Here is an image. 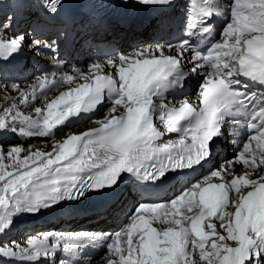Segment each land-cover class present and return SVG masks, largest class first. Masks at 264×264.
Listing matches in <instances>:
<instances>
[{
  "label": "snow or ice",
  "instance_id": "snow-or-ice-1",
  "mask_svg": "<svg viewBox=\"0 0 264 264\" xmlns=\"http://www.w3.org/2000/svg\"><path fill=\"white\" fill-rule=\"evenodd\" d=\"M63 2L41 0L51 14ZM137 2L165 6L172 0ZM212 4L213 0H192L186 36L193 35V30L211 17ZM24 6L25 0H13L11 5L0 0V7L10 9L12 16H19ZM229 8L230 19L220 36L229 39V51L223 54L233 56L238 67L225 62L223 71L219 63L210 67L204 64L200 68L205 59H213V54L201 55L196 51L189 55L193 50L187 40L142 47L92 62L87 74L72 67V74L60 76L69 89L50 100L45 97L44 106L35 109L37 119L23 115L15 103L16 99L26 101L29 91L19 83L0 79L3 99L13 101L0 115V134L11 132L32 137L28 129L40 127L43 129L40 135L49 136L69 115L94 110L103 102L105 94L111 98L103 118L93 120L97 124L95 129L81 137H66L64 142L55 145V154H41L44 163H21L32 159V155L27 158L21 155L26 147L0 145V264H38L41 259H51L59 250L79 251L100 235L38 232L24 236L23 242L9 239L14 217L21 213L37 215L63 201L78 200L86 191L112 189L123 173L145 182L162 183L169 178V173L192 177L206 166L214 155L212 142L222 134L225 117L234 114L231 111L234 105L244 107L245 104L241 93L230 89L233 82L238 83L234 78L243 76L264 85V56L252 52L264 46V37L247 41L245 48L240 49L239 44L231 45L234 33L229 27L245 15L250 20H264V0H231ZM241 8L246 11L241 12ZM12 16L0 26L2 60L13 58L25 43L23 35L10 33ZM95 23L94 18H89L81 30L88 31ZM37 30L49 29H34ZM58 31L63 39L66 31ZM203 32L210 33V29L204 27ZM29 47L37 54L45 49L56 53L59 45L57 40L33 36ZM216 48L221 45L217 44ZM186 63L191 68L182 73ZM205 67L206 78L198 92L199 105H190L187 99L179 101L178 106L165 103L170 101L165 98L168 89ZM174 74L176 78L170 81ZM42 77L31 86L33 99L37 88L43 90L47 86ZM12 92L17 96L10 95ZM157 107L159 125L154 124ZM257 117L259 123L248 125L252 134L233 159L196 178L167 202L140 203L134 207L126 224L110 236L104 235L107 252L97 264L101 261L103 264H155L150 252H155L164 264H264V223L249 217L245 225L247 212L242 207L255 196L257 188L264 187V110L252 119ZM182 121L188 125L182 127ZM173 133L178 134L177 138L164 139ZM253 141L257 142L259 151L252 147ZM237 165L241 168L239 172ZM217 181L222 184L218 185ZM233 195L239 197V202L233 201ZM229 205L239 211L227 212Z\"/></svg>",
  "mask_w": 264,
  "mask_h": 264
},
{
  "label": "bare ground",
  "instance_id": "bare-ground-1",
  "mask_svg": "<svg viewBox=\"0 0 264 264\" xmlns=\"http://www.w3.org/2000/svg\"><path fill=\"white\" fill-rule=\"evenodd\" d=\"M79 2H80V0H64L63 4L59 8L60 9L66 8L69 5L78 4ZM238 2H240V0H238ZM2 3L11 5L13 3V0H2ZM30 7L33 8V11L35 14L32 22H31L30 29H38V28H40V27H42L48 23L47 15L49 14V12L44 7V5L41 3V0H25L24 9L22 10V12L20 14L23 16L24 12L26 10L29 11L31 9ZM242 10H243V12L246 11L245 9H242ZM1 11L2 12L10 11V9H5L3 7H0V13H1ZM18 18H19V16H17V19ZM237 19H239L240 22L242 20L245 21V19H247L248 23H250V24L252 23V21H258L259 22L257 27H253L251 29L252 31L244 29L243 26H239L240 33L243 34L242 37L248 36L249 34H252V33L255 35H261L264 32V20H259V19L250 20L249 16H247V15L243 16L242 19L241 18H237ZM74 29L77 30V27H75ZM18 31H19V27H18V29L15 30L14 33H11V31H10V33L12 36H17V35L23 34V33H18ZM100 34H104V33L100 30L98 32L91 33L93 40L95 39V41H98ZM30 35H31V37H30ZM148 35H149L148 31L144 30L142 36L146 39V41H148ZM23 36L25 37V40L28 39V37L32 39L33 38L32 36H35V38H37V39H41L42 33H41V31L36 32L33 30V32H31L29 34V36H27V37L25 35H23ZM230 40H231V45L239 44V48L243 49V45H241V40L240 39L238 40L237 37L234 36V34L231 36ZM129 41H130V39H129V37H127L126 40L124 41V42H126L124 45V48L129 43ZM225 42H229V39H226ZM111 43H113V41ZM80 44L81 43H79V42L75 43V46H76L75 50L77 48L81 49ZM115 44H117V43H115ZM228 46H229V44H227V46L223 49V51H221V53L213 54V61L216 63H219L221 66L225 62H227L230 66L234 67V62H235L234 57L231 55H224L223 54V53L229 51ZM139 48L140 47H137L136 49H139ZM33 51H36V50L33 49ZM42 51H44V50H42ZM116 51H117V49L112 50V52L110 53V56L107 57L106 59H108L110 57L117 56L118 53ZM119 55H121V54H119ZM217 57H218V59H217ZM32 59L33 60L31 62L35 63L36 70L38 69L41 72V75L39 76V78L42 76H45V77H42V79L47 82V86L43 90H40L39 88H37V91L35 93L36 99H33L30 89H31L32 85L37 83V81L36 82L33 81L30 84V86H21L20 85L23 89L29 91V97L26 101H21L20 99H16L15 103L19 106L20 111H21L22 110L21 108L24 109L27 105L28 106L32 105V103L35 100L40 99L41 103L39 105L37 103V106L33 107V109H31L29 112L27 111V112L23 113L21 111L23 115L30 116L33 119H37L35 109L38 107L44 106V103L46 102V100L44 99L45 97L50 100L51 98L58 96L61 92L69 89L70 86L67 84H64L63 81L60 79L61 75L72 74V67H77L82 72L87 74L90 63L95 62V60H92L91 62L86 64L83 60H81V58H79L80 63L74 64L73 62H71V60L66 61V60L52 59V61H51L52 64H48V63H45L43 61V59L38 60V61H36V59H34L33 57H32ZM2 61L3 60L0 59V79H2L4 81H11L13 78V74H11V72H9L8 70H5L1 67ZM83 64H84V66H83ZM56 65L62 66V68H64V70L63 71L62 70L61 71L53 70L52 67L56 66ZM188 66L191 67V65H188ZM52 73H56V75L53 76ZM73 75H75V73H73ZM37 80H38V78H37ZM51 80H53L54 82L51 83ZM78 82L79 81H77V83ZM80 83H84V81L81 80ZM192 86H193V79H190L189 83H188L190 93H192V91H191ZM12 93L14 94V97L17 96V94L15 92H12ZM12 103H13V101H11V100L5 101L3 99V93L0 92V115H3V109L10 107L12 105ZM105 112L106 111L96 114V116L91 118L92 120L90 119V123L88 125L82 126L81 128H79L80 126H75L74 129L76 131L74 129L72 131L74 133V135L71 136L72 135L71 134V135H68V137H81L90 129H95L97 127V124L94 123L93 120L94 119H102ZM74 116L75 115H69V117L66 119L65 122L71 121L74 118ZM25 127H27V126H25ZM78 129H80V130H78ZM28 130L33 133L32 137H25V136H21L19 134L4 132V133L0 134V143L1 142L3 143V141L4 142L5 141H13L15 143L17 141H22L23 143H29V145H30L29 147H31V145H32L31 150L28 153H26L24 155L21 154V155L25 158L32 155V159L27 160V161L21 160V163L27 162L30 164H35L37 161H39L40 163H44L45 161H44L41 154H44V155H47L49 153L55 154L57 152V148L55 147V145L62 143V142H60V143H56L55 145L53 144V147H51V148L47 147L48 144L46 145V142H49L50 140L54 141L56 139L57 136L53 137V135H55L54 132L56 131V127L54 128L53 133L50 134L49 136L40 135V133L43 131V129L40 127H33L31 129H28ZM16 137H18V139L20 138V140H17ZM13 142H11V144ZM5 143L7 144V142H5ZM81 146H82V144H81ZM36 150H39V151H36ZM33 154H35V155H33ZM236 170L238 172L241 171V169L240 170L236 169ZM192 182H194V181H192ZM232 199L235 202H239L238 196L233 195ZM163 201H166V200H163ZM61 203L57 204L53 208H50L47 210H42L41 213H39L37 215H28V214L21 213L20 215H17L16 217H14L13 226H15L16 224L18 225V224L22 223L23 221L17 223V221L22 219V218L28 219L31 217V219H29V221H27V223H29V222L35 223L38 220H44L46 218H52L53 216L57 217V214L60 213V210L62 209ZM157 203H161L160 200L157 201ZM123 207H125V204L122 203L120 205V207H118L116 209V211L109 212V213H107V216H104V217H100V216L94 217V218H92V220H89V223H85V221L88 220L87 218H85L82 223L77 222V221H72V222H76V223L71 224V226L65 227L64 225H61L59 221H55V223H53L54 224V226L52 227L53 229L50 228L52 230H50L47 227H43V228H40L41 231H36V233H38V232L68 233L67 230L69 227L76 226L77 227L76 231L100 234L95 241H92L89 243L90 248H86V246H84L81 250L76 251V253H74L72 255L63 254V261H64V262L62 261L63 264H93V261H95V259H97V257L99 255H102V254L104 255L107 252V248H106V246H104V248L102 250H99L100 252L98 254L95 253V251L98 250V245L100 243H103L105 245L106 241L104 239V235L108 234L110 236L111 234L108 231L115 226L116 223L114 224V222H116V221L118 222L121 218L126 217V212H125V210L122 209ZM242 207H245L246 212H247V216L244 218V224L245 225L247 224L249 217H255V219L257 221L264 223V204L257 205V206H251V205L246 203V205H242ZM226 211L229 213H235V212H238L239 209H234L233 207H231L229 205L226 208ZM72 222H70V223H72ZM25 223H26V220H25L24 224ZM154 226L157 228L161 227L160 225H155V224H154ZM12 229H13V227H12ZM12 229H11V231H12ZM17 231H19V230H17ZM20 231H22V230H20ZM12 232H14V230ZM16 232H14V233H16ZM36 233H34V234H36ZM158 251H159V249H158ZM90 252H92L91 255H90ZM149 254L152 256L153 260L155 261V264H164V261L160 260V258L155 255V252H150Z\"/></svg>",
  "mask_w": 264,
  "mask_h": 264
},
{
  "label": "rangeland",
  "instance_id": "rangeland-1",
  "mask_svg": "<svg viewBox=\"0 0 264 264\" xmlns=\"http://www.w3.org/2000/svg\"><path fill=\"white\" fill-rule=\"evenodd\" d=\"M29 13H28V16H27V18H25L26 16H24V18L23 19H21L22 21H21V23H20V25L18 26V27H20V33H24L26 36L27 35H29L30 34V31H32L31 29H30V27H31V22H32V20H33V17L35 16V14H34V12H33V10H30V11H28ZM12 13L11 12H9V11H4L3 12V14H2V17H1V19H0V26H2V24L5 22V21H7L8 20V18H9V16H12L11 15ZM15 18V16H12V20ZM32 19V20H31ZM28 21V22H26V24L24 25V23H25V21ZM237 23H239L238 21H236V23L235 24H237ZM254 26H256V24H254ZM148 40H151V37H150V34L148 35ZM145 42H147L146 40H145ZM30 43H31V39H27L26 41H25V43H24V45L26 44V46L27 45H30ZM131 47V45H130V43L129 44H127L126 45V47L125 48H123V50L125 51V50H127V49H129ZM34 64H29L28 65V68L31 70V69H33L34 68V66H33ZM37 71H39L38 69H37ZM31 71H28V73H30ZM36 73L37 72H35V73H31V74H28V75H26V77L24 76L23 77V79H19V80H15L14 82H16V83H19L21 86H30V84L33 82V81H37V79H36ZM33 74V75H32ZM40 75H41V73H40ZM39 75V76H40ZM39 76H38V78H39ZM23 81V82H22ZM26 81V82H25ZM10 95H13L14 96V94L13 93H10ZM37 103H38V105L41 103V100L39 99V100H37V101H35L34 102V104L33 105H30L31 107H27V108H21L22 110V112L23 113H25V112H29L31 109H33V107H35V106H37ZM81 123H84V122H81ZM90 122H89V120H88V122H86L85 124H82L81 125V127L82 126H85V125H88ZM81 127H79V128H81ZM73 129H74V127H71V128H69V130H65L64 131V133L62 134V136H57L56 137V139L54 140V141H49V142H46V145L48 144V146L47 147H49V148H51V147H53V144L55 145L56 143H60V142H64L65 141V139H66V137H68V135H71V136H73L74 135V133L72 132L73 131ZM75 130V129H74ZM78 130H80V129H78ZM68 131V132H67ZM76 131V130H75ZM11 133V132H10ZM16 139L17 140H20V138L18 139V137H16ZM13 140V139H12ZM5 142H7V144L5 143ZM3 141V143L1 142L0 143V145H13V144H16V145H20V146H23V147H26V149H25V152L24 153H22L23 155L24 154H26V153H28L30 150H31V147H32V145H31V147H29L30 145H29V143H23L22 141H17L16 143L15 142H13V141ZM11 142H13L12 144H11ZM10 143V144H9ZM36 151H39V150H36ZM29 219H31V217L30 218H22V219H20V220H18L17 221V223L18 222H21V221H23L22 223H20V224H16L15 226H13V229H12V231L14 230V232H16L17 230H19V231H17L16 233H14V232H10V235H9V237L10 236H12V237H10L9 239H19L21 242H23V236L25 235V233H23V232H21L20 230V227H21V225L22 224H24V222H25V220H26V223H27V221H29ZM127 221H128V216L125 218V219H121V223L119 224L118 222H117V227L115 228V229H113L112 230V232H115V231H118L119 229H120V227H122L124 224H126L127 223ZM37 229L35 228V229H33L32 231L34 232V231H36ZM31 231V232H32ZM36 233V232H35ZM34 234V233H33ZM32 234V235H33ZM93 264H97V261L96 262H94ZM100 264H103V262L101 261L100 262Z\"/></svg>",
  "mask_w": 264,
  "mask_h": 264
}]
</instances>
